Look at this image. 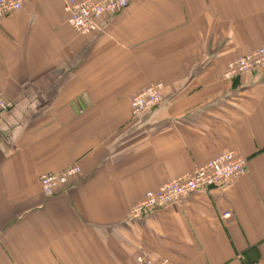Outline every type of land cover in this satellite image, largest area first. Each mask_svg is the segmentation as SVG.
Wrapping results in <instances>:
<instances>
[{
  "label": "crops",
  "instance_id": "0c3cea01",
  "mask_svg": "<svg viewBox=\"0 0 264 264\" xmlns=\"http://www.w3.org/2000/svg\"><path fill=\"white\" fill-rule=\"evenodd\" d=\"M89 36L60 0L0 19V264H264V0H127ZM161 84L133 118L129 102ZM235 152L237 180L129 219L147 191ZM77 165L45 195L39 177ZM228 213V218L223 215Z\"/></svg>",
  "mask_w": 264,
  "mask_h": 264
},
{
  "label": "built area",
  "instance_id": "2783aa9c",
  "mask_svg": "<svg viewBox=\"0 0 264 264\" xmlns=\"http://www.w3.org/2000/svg\"><path fill=\"white\" fill-rule=\"evenodd\" d=\"M22 3L23 0H0V19L18 12ZM61 4L67 16L68 26L81 36H89L99 29V22L103 18L120 13L127 7L128 2L127 0H61ZM258 71L264 74V46L229 61L222 76L226 80H232ZM161 90V84H157L135 95L129 103L132 115L141 116L159 104L162 98ZM8 106L0 92V111ZM245 166L246 161L235 152L222 153L198 166L192 173L175 178L156 190L147 191L139 201L132 204L129 215L141 216L175 203L192 192L204 191L210 186L225 185L242 176ZM78 173V167H70L60 173L45 174L40 179V185L44 193L49 195L65 186L69 179ZM228 217V213L223 215V218ZM131 264H170V262L166 259L154 262L137 256Z\"/></svg>",
  "mask_w": 264,
  "mask_h": 264
},
{
  "label": "rangeland",
  "instance_id": "374dc122",
  "mask_svg": "<svg viewBox=\"0 0 264 264\" xmlns=\"http://www.w3.org/2000/svg\"><path fill=\"white\" fill-rule=\"evenodd\" d=\"M61 1V0H60ZM223 77V76H222ZM240 77V76H239ZM236 78H238V77H236ZM236 78H234V79H236ZM234 79H232V80H234ZM226 80V79H225ZM229 81H231V80H229ZM159 84V83H158ZM154 85H157V84H152V85H149L148 87H152V86H154ZM162 86V85H161ZM148 87H146V88H148ZM146 88H144L143 90H141L140 92H142V91H145L146 90ZM162 89H163V86H162ZM1 93H2V91H0ZM139 92V93H140ZM161 93H162V90H161ZM2 95H3V99H4V101L6 102V103H8L9 104V106L6 108V109H4V110H1L0 111V116L4 113V112H6V111H8L10 108H11V101H8L7 100V98L4 96V94L2 93ZM131 101V100H130ZM161 101H162V98H161ZM161 101L159 102V104L161 103ZM130 103V102H129ZM158 105V104H157ZM156 105V106H157ZM156 106H154V107H156ZM129 109H130V104H129ZM153 109V108H152ZM152 109H149V110H147L146 112H148V111H150V110H152ZM146 112H144V114L146 113ZM130 114H131V116L133 117V118H137V117H139V116H133L132 115V113H131V109H130ZM143 115V114H142ZM70 167H78L79 168V173L77 174V175H74V176H72L70 179H69V181H68V183L66 184V185H68V184H70V183H72L74 180H75V178L78 176V175H80L81 174V168L79 167V166H77V165H71V166H68L67 168H65L64 170H66V169H68V168H70ZM64 170H62V171H59V172H57V173H60V172H63ZM195 170V169H194ZM193 170V171H194ZM192 171V172H193ZM191 172V173H192ZM47 174H49V173H47ZM190 174V173H189ZM43 175H45V174H43ZM43 175H41L40 177H39V184H40V179H41V177L43 176ZM187 175V174H186ZM237 180V179H236ZM172 181V180H171ZM235 181V180H234ZM228 184V183H227ZM65 185V186H66ZM226 185V184H225ZM40 187H41V185H40ZM64 186H62V188H63ZM43 188L41 187V190H42ZM56 191V190H55ZM55 191H53V192H55ZM42 192L44 193V191L42 190ZM52 192V193H53ZM196 192H198V191H196ZM196 192H192V193H196ZM51 193V194H52ZM192 193H190V194H188V195H191ZM45 194V193H44ZM45 195H48V194H45ZM50 195V194H49ZM187 195V196H188ZM186 197V196H185ZM185 197H183V198H180L177 202H180V200H182V199H184ZM177 202H175V203H177ZM175 203H172V204H175ZM172 204H170V205H172ZM170 205H167V206H165V207H163V208H160L159 210H163V209H165V208H167V207H169ZM130 209V208H129ZM149 213V212H148ZM148 213H146V214H148ZM146 214H143V215H141V216H137V217H134V216H131V215H129V213H128V218L129 219H134V218H141V217H143V216H145ZM138 256H142L143 258L145 257V258H148V257H146L145 255H138ZM148 259H150V258H148ZM165 258H163V259H161V260H164ZM150 260H152V259H150ZM161 260H152V261H154V262H160ZM166 260H168V259H166ZM169 261V260H168ZM170 262V261H169ZM170 264H172L171 262H170Z\"/></svg>",
  "mask_w": 264,
  "mask_h": 264
},
{
  "label": "water",
  "instance_id": "95a60500",
  "mask_svg": "<svg viewBox=\"0 0 264 264\" xmlns=\"http://www.w3.org/2000/svg\"><path fill=\"white\" fill-rule=\"evenodd\" d=\"M214 188V186H210L208 189H213Z\"/></svg>",
  "mask_w": 264,
  "mask_h": 264
}]
</instances>
